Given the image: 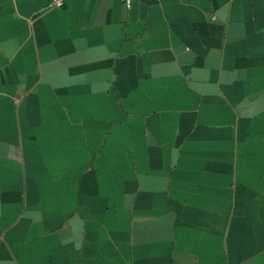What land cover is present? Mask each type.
<instances>
[{"label": "crops", "instance_id": "crops-1", "mask_svg": "<svg viewBox=\"0 0 264 264\" xmlns=\"http://www.w3.org/2000/svg\"><path fill=\"white\" fill-rule=\"evenodd\" d=\"M0 0V264H264V0Z\"/></svg>", "mask_w": 264, "mask_h": 264}, {"label": "built area", "instance_id": "built-area-1", "mask_svg": "<svg viewBox=\"0 0 264 264\" xmlns=\"http://www.w3.org/2000/svg\"><path fill=\"white\" fill-rule=\"evenodd\" d=\"M63 2L64 0H49L47 3V7H58L61 6ZM122 2L126 7H130L131 0H122Z\"/></svg>", "mask_w": 264, "mask_h": 264}]
</instances>
